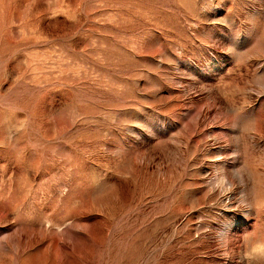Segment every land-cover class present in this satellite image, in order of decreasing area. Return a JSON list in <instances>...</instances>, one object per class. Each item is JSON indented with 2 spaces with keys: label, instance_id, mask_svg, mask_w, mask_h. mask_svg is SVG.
Returning a JSON list of instances; mask_svg holds the SVG:
<instances>
[{
  "label": "rangeland",
  "instance_id": "1",
  "mask_svg": "<svg viewBox=\"0 0 264 264\" xmlns=\"http://www.w3.org/2000/svg\"><path fill=\"white\" fill-rule=\"evenodd\" d=\"M0 264H264V0H0Z\"/></svg>",
  "mask_w": 264,
  "mask_h": 264
}]
</instances>
